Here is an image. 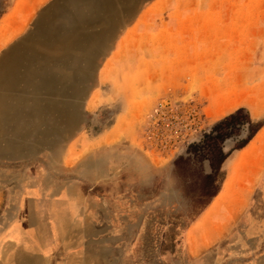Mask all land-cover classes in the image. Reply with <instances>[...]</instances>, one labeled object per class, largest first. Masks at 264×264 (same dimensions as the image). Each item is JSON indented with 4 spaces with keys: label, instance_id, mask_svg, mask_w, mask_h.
Here are the masks:
<instances>
[{
    "label": "rangeland",
    "instance_id": "rangeland-1",
    "mask_svg": "<svg viewBox=\"0 0 264 264\" xmlns=\"http://www.w3.org/2000/svg\"><path fill=\"white\" fill-rule=\"evenodd\" d=\"M8 4L0 264H264V151L248 146L264 125L250 114L264 110V0ZM239 109L262 125L223 163L225 194L196 222L193 249L188 237L170 248L160 216H188L211 172L176 160ZM232 172L253 176L245 201Z\"/></svg>",
    "mask_w": 264,
    "mask_h": 264
},
{
    "label": "trees",
    "instance_id": "trees-1",
    "mask_svg": "<svg viewBox=\"0 0 264 264\" xmlns=\"http://www.w3.org/2000/svg\"><path fill=\"white\" fill-rule=\"evenodd\" d=\"M8 5V0H0V21L6 14ZM261 125L262 123H259L257 127L252 128L250 116H247L244 109H239L215 124L209 132L203 135L201 140L192 142L188 147L187 155H181L176 160L177 163L192 162L193 164L207 160L210 162L211 172L202 181L200 193L193 201V210L188 216L175 214L170 216L168 220H166V215L160 216V221L163 225L168 223L164 242L170 240V248L181 246L187 229L220 192L225 178L224 172H221V168L226 158L234 149L245 146ZM244 131H247V137L239 140L229 151H225L224 142L228 138L238 137ZM219 176L221 177L219 178ZM165 246L166 244H163L159 248L160 254H163L166 250Z\"/></svg>",
    "mask_w": 264,
    "mask_h": 264
},
{
    "label": "crops",
    "instance_id": "crops-1",
    "mask_svg": "<svg viewBox=\"0 0 264 264\" xmlns=\"http://www.w3.org/2000/svg\"><path fill=\"white\" fill-rule=\"evenodd\" d=\"M238 99L239 98L235 99V101L238 100ZM250 114H251V117L253 119H261L264 116V110H261L258 106H254V107H252V110H251ZM251 143H256V145L258 146L259 150L260 151H264V125L262 126V128L260 129V131L256 134V136L254 137V139L248 144V146ZM245 148H243V149H245ZM254 149H255V147H252L248 152L250 153ZM237 151H241V150H237ZM244 160H246V158H244ZM226 162H227V160L224 162V165L226 164ZM236 179H237L236 175L232 172V174L230 175L229 181L234 182V184H233V187L230 189V192L235 191L236 192V196L239 199H243V201H245V199H247V198L250 197V194L252 192V187H253L252 184L254 182L253 176L252 175H246V178H244V180H242V178L239 177V179L235 182ZM226 182H227V179L225 180L222 189L220 190V192L218 193V195L214 199L219 198L221 195H223V193L225 194V191H226V187H225ZM213 203L214 202L212 201V203L190 225V227L187 229L186 233L184 234V240H185V237L186 238L188 237V246L190 248V251L194 247V244H193V241H194L193 236H194V234L196 233V231L198 229V228H195L196 222L200 218H202L205 215V213H207V211L210 209V207H211V205ZM221 208L222 207L219 206V207L215 208V210H214V216L218 220V221H216V224L218 225V227L220 226V224H224V223H222L223 215H222V212H221ZM217 229L218 228H216V230ZM198 231H199V229H198ZM198 246L199 247H202V245H198ZM192 255H194V254L192 253ZM201 259H202L201 262L202 263H205L207 261V259H209V258H207L206 256H204Z\"/></svg>",
    "mask_w": 264,
    "mask_h": 264
},
{
    "label": "bare ground",
    "instance_id": "bare-ground-1",
    "mask_svg": "<svg viewBox=\"0 0 264 264\" xmlns=\"http://www.w3.org/2000/svg\"><path fill=\"white\" fill-rule=\"evenodd\" d=\"M96 3H97V2H96ZM13 54H14V53H13ZM16 55H17V54H15V57H16ZM16 58L19 59V57H16ZM20 60H21V59H20ZM20 60H19V61H20ZM29 61H30V60H29ZM18 63H19V62H18ZM20 64H23V63H20ZM17 66H18V65H17ZM19 67H20V66H19ZM36 68H38V67H36ZM17 69H18V68H17ZM19 69H20V68H19ZM25 69H26V68H25ZM47 69H48V67H47ZM26 70H27V69H26ZM19 72H20V71H19ZM54 72H55V71H54ZM14 75H15V74H14ZM33 77H34V76H33ZM44 77H45V76H44ZM44 77H43V78H44ZM17 78H19V77H17ZM23 78H24V77H23ZM23 78H22V79H23ZM40 78H41V77H40ZM50 78H51V77H50ZM46 79H47V78H46ZM50 80H51V79H50ZM50 80H49V81H50ZM42 82H43V81H42ZM49 83H50V82H49ZM41 84H42V83H41ZM14 85H15V84H14ZM20 86H21V85H20ZM41 87H42V86H41ZM18 88H19V87H18ZM42 88H43V87H42ZM24 89H25V88H24ZM40 90H41V89H40ZM10 91H12V90H10ZM24 91H26V90H24ZM4 94H5V93H4ZM15 94H17V93H15ZM7 95H8V94H7ZM9 95H10V94H9ZM4 98H6V97H4ZM39 98H40V97H39ZM7 99H8V98H7ZM8 103H9V102H8ZM15 107H16V106H15ZM48 107H49V106H48ZM14 109L16 110V108H14ZM12 110H13V109H12ZM24 110H25V109H24ZM37 110H38V109H37ZM20 112H21V111H20ZM5 115H6V114H5ZM10 118H11V117H10Z\"/></svg>",
    "mask_w": 264,
    "mask_h": 264
},
{
    "label": "water",
    "instance_id": "water-1",
    "mask_svg": "<svg viewBox=\"0 0 264 264\" xmlns=\"http://www.w3.org/2000/svg\"><path fill=\"white\" fill-rule=\"evenodd\" d=\"M241 137H247V132L245 133V131L242 133V135H241ZM229 141H227V143H228ZM229 144V143H228ZM225 151H228V150H226V148H225Z\"/></svg>",
    "mask_w": 264,
    "mask_h": 264
}]
</instances>
